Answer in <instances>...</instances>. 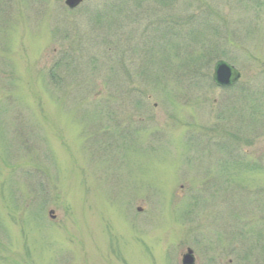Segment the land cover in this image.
Masks as SVG:
<instances>
[{
  "label": "rangeland",
  "instance_id": "obj_1",
  "mask_svg": "<svg viewBox=\"0 0 264 264\" xmlns=\"http://www.w3.org/2000/svg\"><path fill=\"white\" fill-rule=\"evenodd\" d=\"M65 1L0 0V264H264V0Z\"/></svg>",
  "mask_w": 264,
  "mask_h": 264
},
{
  "label": "water",
  "instance_id": "obj_2",
  "mask_svg": "<svg viewBox=\"0 0 264 264\" xmlns=\"http://www.w3.org/2000/svg\"><path fill=\"white\" fill-rule=\"evenodd\" d=\"M83 0H66V3L69 7L75 8L81 4ZM214 80L217 84L225 86L236 83L240 77L241 73L232 65L226 61H219L215 66L214 71ZM194 257L192 255V250L189 251V254L185 257L186 264H193Z\"/></svg>",
  "mask_w": 264,
  "mask_h": 264
},
{
  "label": "trees",
  "instance_id": "obj_3",
  "mask_svg": "<svg viewBox=\"0 0 264 264\" xmlns=\"http://www.w3.org/2000/svg\"><path fill=\"white\" fill-rule=\"evenodd\" d=\"M219 51H220L219 48L218 49L217 48H214L212 51L209 52V53H212L213 54V56H211V58L209 60V63H208L209 65H212L214 63L215 59L218 58L217 55H218V53H220ZM221 54H219V55H221ZM196 63H198V61L195 59V62L193 64L194 65V67H193L194 68V71L195 72H198V71L200 72L201 68L198 67V65ZM203 64H204V62H203ZM210 80H211V78H210Z\"/></svg>",
  "mask_w": 264,
  "mask_h": 264
}]
</instances>
